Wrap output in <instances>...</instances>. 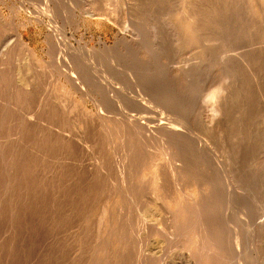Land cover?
Segmentation results:
<instances>
[{
	"label": "rangeland",
	"instance_id": "1",
	"mask_svg": "<svg viewBox=\"0 0 264 264\" xmlns=\"http://www.w3.org/2000/svg\"><path fill=\"white\" fill-rule=\"evenodd\" d=\"M105 2L109 9L107 6L105 8ZM129 2L121 8L118 0H0V45L7 39L10 41L5 50L0 51V264H158V262L159 264H220L219 262L222 261L219 260L216 232L211 223L213 202H210V197L207 198L209 191L203 190L200 195L190 186H187L188 190H184L186 195L181 196L177 190L174 191L176 188L172 189V179L170 182L167 167L161 165L164 163L158 149L156 154L154 150L152 151L154 155L151 157V159L154 157L156 162L150 157L149 159L143 157L146 160H141V164L144 160L142 164L144 167L142 166L143 169L140 170L141 164L137 161L138 164L133 163L131 154L129 156V152H126L127 145H123L127 144L126 141H121L125 140L124 137L128 140V135L122 122L117 118L120 111L113 106L109 107L106 100L108 97H104L101 91L98 94L94 87H89L85 92H78L72 88L63 73L68 71V68L62 62L61 65H56L55 61L58 56H62L61 58L72 64L73 61H83L82 57L85 60L84 64L86 63L84 66L88 65L89 67H86L92 70L91 73L93 72L104 86L116 84L124 94L127 90L125 85L127 79L123 75L128 69L148 70L158 75V62L163 61L164 64L168 62L166 65L169 66V62H173L169 61L172 58L177 62H173L174 64L179 63L175 67H181V63L190 64L191 59L192 61L198 59L203 61L199 63L205 69L211 64L208 61L213 62L214 58L218 57V54H216L217 57L212 56L211 61L208 56L207 61L204 56L207 54L205 50L203 52L202 49L204 54L201 51L200 54L197 53L200 49L198 48L200 39L213 38V36L209 37L211 34L206 35V29L203 38L202 35L196 36L189 31L195 38L201 37L196 41L197 48L194 47L195 42L191 45L193 36L190 37L191 42L188 38L189 44L186 43L187 39L184 37L187 34H182L183 38L180 34L181 44L178 41L175 43L174 39L178 40L180 35L174 33L176 34L174 36L173 32L179 34L183 29L184 33L188 32L184 28L185 24L179 29L178 27L182 25H178L176 16L171 17L173 21L169 16L162 17L164 21L169 19V27H175H170L171 34L166 32L169 37L173 36L172 40L171 37L168 38V34H165V30L169 31V27L164 29L168 26L167 22L158 20L161 18H158L160 15L169 10L171 11L169 13L180 10L179 7L182 5L185 6V9L182 7L184 10H189L194 4L198 8L195 9V6L193 10H199V8L200 11L205 10V12L221 10L217 14H222V21L228 20L227 24L232 22L230 26L239 30L237 28L239 25L236 27L234 24L241 26L243 22L236 19L235 21L238 22L235 23L233 12L246 9L264 10V0H190L191 3L188 1V4L192 6L186 4V0L184 4L181 0H131ZM90 4L93 6L92 9ZM105 10L112 12L110 18L105 14ZM128 10L131 13L133 11L134 14H132L138 22L137 37H132L129 33L125 36V32L120 29L124 35L121 34L116 26L120 24L123 11ZM160 10H164L163 14L159 13ZM230 12H232L230 17L232 20L228 19V15L231 16ZM159 21L164 23L160 24ZM222 21H220L221 28L219 27L221 24L217 25L220 29L219 35L223 32V28L229 26ZM210 22L206 24L210 25ZM181 23L179 21V24ZM161 25H164V28H160ZM211 25H215L214 28L208 27L212 31L207 30L213 35V31L216 33L218 28L216 30V24ZM158 28L166 36L158 31ZM230 29L232 30V27L227 30ZM242 29L244 31V28ZM231 30L230 33L233 32ZM228 31L225 34L233 38L231 40L229 37L228 42H234L239 34L241 35L235 42H240V38L244 40L241 42L248 41L251 36L249 41L256 38L253 33L250 35L241 31L234 36L235 34L231 35ZM244 33L249 35L245 39ZM123 36L127 41L122 43ZM18 39L20 43L17 42ZM164 39L173 41L172 47V43H169L172 50ZM160 41L166 43L165 49L159 44L162 43ZM223 41L216 42L219 46L215 47L217 49L214 48L215 53L221 52L218 49L222 46L218 42L224 45ZM211 47L207 49H213ZM53 48H58L54 51V55ZM159 48L164 49L163 54L160 53ZM189 49H192V52ZM117 52L126 56L121 63H116ZM165 52L167 53L165 56L169 54L168 61L162 57ZM212 52L210 53L213 54ZM190 55L193 57L189 58ZM158 56L163 60L158 59ZM185 58L189 60L186 61ZM81 63L83 65V62ZM18 78L27 81L28 88L21 86ZM130 89L133 88L128 89L129 94L133 95L135 90ZM126 93L128 94L127 91ZM155 105L158 107V104ZM113 109H115L114 112H111ZM128 109L129 106L125 110L127 114L129 112V115L136 114V109L131 107ZM99 110L103 111V114ZM33 113L39 119L32 116L31 121L27 120L28 116L34 115ZM34 118L35 122H32ZM40 118L44 119L43 123ZM115 120H118L119 124ZM38 126H40V132ZM42 129L43 132L47 131L46 136ZM123 151L127 153V157H130L131 162L125 157L127 162L125 160L126 164L121 166L125 154ZM147 160L149 163L145 162ZM144 163L153 165H147L149 166L147 167ZM126 166L132 169L129 170ZM125 167L129 172L122 169ZM161 167L162 171L159 170ZM158 170L167 173L161 175L162 173L160 174ZM122 171L127 172V180L124 183H120L119 173L123 174ZM126 175L123 174V177L125 178ZM156 175L164 176L161 178L162 181L161 176H157L156 179ZM165 177H168V182L164 180ZM157 181L163 183L160 188L158 185H161V182ZM164 183L169 185V189ZM245 186L237 190L238 198L229 210L222 213V220L226 219L230 227L237 224L239 231H242L239 247L246 256L242 264H264L262 262L264 261V233L258 244L260 249L258 256H262V260L259 257L258 260L249 257L250 249L244 237V234L251 233L264 219V187ZM161 187L164 190L166 188L167 191L164 192ZM185 196L187 200L183 201ZM128 197L133 198L129 200ZM202 199L206 203L202 205V208L212 203V208L210 205V207L206 206L210 212L207 208V213L205 209H199L201 208L199 205L204 203ZM200 201H202L201 204ZM136 206L139 210L145 209L143 212L142 210L137 212ZM165 214L175 215V217L170 216V220L167 216L168 220ZM137 219L142 220V224ZM169 221L171 223L167 224L168 229L166 223ZM224 222L223 226L226 224ZM158 223L161 227L165 225L164 230L167 233L170 230V233L167 235L163 229V233H160ZM133 226H138L141 230ZM240 226L243 228L241 229ZM170 227L173 229L171 230ZM202 227L206 229L203 230ZM224 227H228L225 231L230 229L228 225ZM134 229L136 234L133 232ZM142 229L145 233H141ZM223 234L224 238L227 237L225 232Z\"/></svg>",
	"mask_w": 264,
	"mask_h": 264
},
{
	"label": "bare ground",
	"instance_id": "2",
	"mask_svg": "<svg viewBox=\"0 0 264 264\" xmlns=\"http://www.w3.org/2000/svg\"><path fill=\"white\" fill-rule=\"evenodd\" d=\"M129 1L131 0H118V2H120L118 4H120L122 8L128 5L130 3ZM186 1H187L186 4H188V1L190 2V0H186ZM106 2H105V8L107 6ZM181 2L184 4L185 0L184 1L181 0ZM188 5H191V4H188ZM188 5H186V8H188ZM89 6H90V9H92L93 6H91V4ZM195 6L193 4L192 9L190 7L189 10L188 9L184 10L185 6L182 5L184 9L182 7H179L180 10H177V11L174 10L175 12L172 10L173 11L172 13H169L170 11L169 10L165 14L162 13L164 12V10L163 11L160 10V12L159 11L158 12L162 13L163 15L162 16L160 15L158 18L160 17L161 18L158 20H161L162 17L164 16H169L170 19L172 16H174V18L175 16L176 18L179 17L181 20H177L179 18L177 19L175 18L176 22L178 21V25H182L178 28L179 29H181V27L183 28L185 24L184 28L188 32L184 33L185 30L183 29L184 31L181 30L183 31L182 33L181 31L179 34L178 32H173V35L174 36L176 35L174 33H177L178 36L180 34L181 35L187 34L185 35L186 37L184 38L187 39V42L186 40L185 42L188 44L189 42H191L190 40L192 39L190 37L193 36V34L194 35L196 34V36L202 35L201 36L202 38L204 37L203 34L205 35L206 33H207L206 35L211 34L209 35V37L213 36V38L210 37L212 39L205 36L208 39L207 38L206 39L204 38L205 40L200 39L202 41V42L200 41V43L197 40L199 39L200 36L197 38L193 36L194 38L191 42V45L192 44L194 45L193 42H195L194 47H196L197 46L196 41H198V44L200 45V47L198 46V48L200 49L198 50L197 53L200 54V51L202 52V49H203V52L206 51L205 53H207L206 54L207 56L202 52L206 60L208 58H210L211 60L212 56L217 57L216 54H218V57L216 59L214 58L215 61L210 62L207 60L208 63H211V64L205 67V69H203L204 66L203 67L200 66V64L203 61L201 60L198 61V59H197L198 62L194 60L192 61L191 59V63L193 62L192 64L189 61L190 64H187L188 63L187 62L185 64L183 63L184 65L180 61L181 67L179 66L175 67L176 64L174 63H177L176 60L174 61L173 58L172 60H169L168 58L169 54L165 56L167 54L165 52V54L162 55V57L165 58L164 59L165 61L166 60L173 61L174 63L169 62V64L170 65L173 64L174 66L172 67H175V68H172L170 65L169 66L166 65L168 64V62L164 64L163 61L162 62L160 61L158 62V71H157L158 75L153 74V72H148V70L137 71L135 69H128L124 72V75H123L125 76V79H127L125 80L126 81L125 85L127 87L126 91L128 92V94L126 93V91L123 94L122 93L123 91L120 88H118L119 86L116 84H110L111 86L109 87L104 86L101 80L95 77L93 75V72L91 73L92 70L90 71V69L86 67L88 65L84 66L86 63L84 64L85 60L82 57L81 59H83V61L82 60L73 61L72 64H69L68 62H66L64 58H61L62 56L61 57L58 56L56 58L55 64L61 65V62H62L66 65V67L68 68V71H63L65 75V79L71 85V87L74 88L76 91L85 92L86 89H88L89 87H94L95 91H98V94H100L99 92L101 91V94L103 93L102 95L104 97L105 96L108 97V99L106 100L108 101L110 105L109 107L113 106L114 108H117V110L120 111L119 116L117 118L120 122H122L123 126L126 129V132H127L126 134L128 135L127 137L128 140L126 139V137H124L125 140H123L122 139L123 136H122L121 141L123 142L126 141L125 143L127 144H123V145H127L128 151L126 152H129L128 153L129 156L131 154V158H133L134 160L132 161L133 163L139 162V164H141L140 162L142 159L146 160L148 157H150L151 159L154 153L156 154V151L158 149V153L160 152V156L163 160L162 163H164V165L161 163H156V164L158 165L161 164L165 168L167 167L166 169H168L169 173L167 172H163V173H167V175L168 174L170 175V182L172 179L171 183L173 184L172 185L173 187L171 186L170 183L169 184L172 187V189L176 188L174 191L177 190V192L181 194V196L186 195L184 190L186 189L188 190L187 186H190L191 188H195L196 191L200 195H201L200 192L203 190L209 191V196L207 194V198L210 197V202H213V209H211V213H212L211 223L213 226L212 228H215L214 231L216 232L215 233L216 234L215 235L216 245H217V250L219 252L218 254H220L219 260H222L221 262H223V264H242L244 258L246 257L245 254L241 252L240 247H239V237L242 235L241 233L242 231L241 232L239 231V226H237V224L232 225V227H230L229 222H227L226 219L222 220V217H223L222 213L229 210V207H231L233 202L236 201V199L238 198L236 192L237 190H239L240 187L245 186V185H249L251 187L255 186V188L256 186L264 187V10H247L246 9V10H240L238 12L237 10H235V13L232 11L233 17H234L233 21L235 23L238 22V21H235L236 19L238 20L240 19L241 22H243V24L241 23L242 25H244L245 23L244 26L242 25L240 26V24H234L236 25V27L237 25L240 26V27L239 26L237 27L239 28V30H235V27H233L232 25L230 26L232 22L227 24L226 22L228 20H226V22L222 21V17H223L222 14L221 15L217 14V12L220 13L221 10H218V11L214 10V12L213 10L212 11L208 10L207 12H205V10L200 11V8L199 10L198 9L193 10ZM196 8L198 7L196 6L195 9ZM107 9H109L108 6H107ZM232 12H230L231 16L228 15L229 18L226 15L229 20L230 19L232 20V18H230L232 17ZM132 13L129 10L123 11L120 24H116V26L119 28L118 29L119 31L121 29V31L125 32V36L127 33H129L132 37H137L139 35L138 22H136L135 16H133L134 13L133 14ZM228 13H229V10H228ZM105 14L109 18L112 16V12L110 10H105ZM218 18L219 19L221 18V20H219ZM207 20L209 22L211 21L210 22L211 24H216V26L218 24H221V26L218 25L220 28L222 27V23H220V21H222L223 23L225 22L226 25H229V26L225 27V29L223 28L222 29L223 32L220 33V35L218 34V31L220 29L217 26L216 30L217 28L218 30L217 32L215 31L217 34L214 33L213 31V35H212L211 33L212 30L209 29L208 27L214 28L215 25H211V24L207 25L209 23ZM162 21H164V18L162 19ZM179 21H181L183 24L182 23L179 24ZM212 21L214 23H212ZM217 21H219V23ZM161 22L160 24L167 22L166 25H168L169 19L168 21L166 20L162 23ZM176 22L175 24L177 25ZM175 24L174 25L172 24V25L175 26ZM163 26L161 25L160 28H162ZM168 27L169 25L167 26V28H164V27L163 28L168 29ZM170 27H169V31L165 30V34L166 32H170ZM231 27H232V30L231 29L230 30L231 32L233 31L232 33H230V30L229 31L227 30L228 28H231ZM241 27L244 28V31L246 33H249L250 35L251 33H253L255 35L254 38L256 37L255 40H253L252 38L253 41H249L251 40V37H252L251 36L248 38V41H246L247 39L245 40L246 42H241V40H243L241 38L239 40L240 42H235L237 41V37L241 35L238 33V32L241 33V31L243 30ZM172 28H175V27H172ZM164 29H162V31ZM205 29L207 31L206 33H204ZM207 29L211 31L209 32ZM173 30H176V29H173ZM121 31L120 33L123 34V32ZM158 31L161 32L160 29ZM189 31L192 32L193 34L190 35ZM227 31L231 35L235 34L234 36L239 34L238 36H236V40L234 39V42L233 41L228 42L230 40L229 37L231 38L232 36L228 37L226 35ZM161 33L164 34L163 32ZM246 33H244V35ZM181 35L179 36L178 40L177 38L174 39L176 40L174 41L175 43L178 41L181 44V41H180ZM183 35H182V38H183ZM125 36H123L121 39L122 43L127 41L125 39ZM158 36H159V32H158ZM248 36L249 35H245L243 38L245 39V37L247 38ZM170 37L168 34V38ZM172 37L171 39L173 40ZM188 38H189V42H188ZM160 39H162V37ZM166 39L164 40L168 42L167 43L168 47H169V43H172L171 45L172 47L173 41L170 42L171 41L170 39H169L170 41H167L168 39L167 40ZM220 40L221 41L225 40L223 41L224 45H222L221 42H218L222 46L221 48L218 49L219 51L221 50V52L215 53L214 48L215 47L218 48L219 46L218 44H217L218 46L216 45V42ZM231 40H233V38H231ZM17 42L20 43V39H18ZM160 42L164 43L163 41H160ZM224 42H227L228 44L225 45L226 43ZM162 43H159V44H161V47H164L166 43H164L163 46H162ZM9 44H10V41L8 39L2 42V44L0 45V51L3 52V49L5 50V48ZM207 47L213 48V49L208 48L210 49L209 50L210 52H212L213 50L212 52L213 54L207 51L208 50ZM57 49L58 48H55V49L53 48V52H52L53 55H54V51ZM164 49L159 48L158 50H161L160 53L163 54L164 52H162V50L164 51ZM169 49L172 50L170 47ZM189 50H191L192 52V49H189ZM214 53H215V56H214ZM208 54H211V55H208ZM191 55L189 58L193 57ZM162 57L159 58L158 56V59L161 60ZM123 58H126V56L124 54H120L117 52V56L115 58L116 63H121L123 61ZM189 58L188 59L185 58L186 61H188ZM185 59L182 61L184 62ZM194 59L196 58L194 57ZM81 62H83V65ZM177 65H179V63ZM226 76L230 78L231 83L229 85L228 96L225 98L223 105H222V118L216 121L214 124H209L205 118L203 109L200 107V103H199L200 97L206 88L217 83L219 80L223 79ZM18 81L21 86H23L24 88H28L29 84L27 81H25L24 79H19V78H18ZM130 87L133 88L132 90H135V92L133 91L134 92L133 95L132 93L131 95L129 94L130 91L128 89ZM108 94L109 96H107ZM120 95L122 97H120ZM108 103L106 104L107 106H108ZM155 104H158V107H156ZM125 106L127 108L129 106V109L130 107L136 109L137 110V111L135 110L136 114L129 115L130 113L129 111H128L129 113L127 114L126 113L127 111H125L127 110V108ZM114 110L115 109H113L111 112H114ZM100 111L101 110H99V112ZM132 111L133 109H131V112ZM102 112L100 113L103 114ZM32 116L36 117L35 114L28 116L29 118L26 116L28 118L27 120L31 121L30 118H32ZM38 117H40V115H38ZM119 117L121 118L119 119ZM41 118H40V121L42 120ZM43 120L41 123H43ZM118 120H115V121H118ZM119 121L117 122V124H119ZM32 122H35V118ZM39 123L40 122H38V124ZM33 125L35 126L36 124H33ZM43 125L46 126V124H43ZM38 127H39L38 131H39L40 126ZM43 129H42V132L46 130V129L44 130ZM122 130H124L123 127L121 129V132ZM46 132H43L45 136H46L45 134ZM126 134L125 136H127ZM153 150H154V153L152 152ZM126 155L127 153L124 154V160L122 159L123 164L121 166H124V163L126 160L125 157H127ZM160 156L158 157L160 158ZM143 157H146V159ZM127 158H129L128 161H130V157H127ZM152 159L153 161L156 162V159L154 160V157ZM143 161H142V164H143ZM145 162H148V160ZM148 163H144V165L146 166L151 165ZM152 163L154 164V162ZM142 164H141V168L139 167L140 170H142L144 167ZM128 166L130 165L128 164ZM128 166L126 167L127 169L130 170L131 167L128 168ZM126 167L122 169L125 171L127 170ZM156 167H154L155 170H157ZM161 169L163 170L162 167L159 170ZM161 171H159V173ZM163 173L161 175H165ZM119 174H120L119 176L120 183L126 182L127 172L126 173L123 172V174L126 175L125 178L123 177L122 173H119ZM128 174L130 175V173ZM155 174L156 173H154V175ZM158 175H156V179ZM163 177L164 176H161L160 179ZM167 178L165 177L164 180L167 181ZM117 179L119 180V178ZM158 181H159V178H158ZM120 183L118 185H120ZM162 184L163 183L161 182V185H158L159 188L160 186H162ZM164 185H166L165 186L166 188H168L169 186L167 183H164ZM123 187H126V186H123ZM161 188L162 190H164L163 187ZM168 192L170 191L168 190ZM177 192H176V195H177ZM187 194L189 195V193ZM205 197H203V199ZM130 198L128 197L129 200ZM183 198H185V199H182L183 201L187 200L186 196ZM204 200H206V198ZM201 202L202 201H200V204ZM204 204H206L205 201L201 205H199L198 203L199 207L201 206V208H199L198 206L196 207L202 210L205 209L206 212L205 211L204 212L207 213L206 208L208 209V207H210L212 203H209L208 205H205L204 208H202L203 207L202 205ZM138 208L139 207H137L136 209L138 210L137 212L142 210V209L139 210ZM198 208H197V211H198ZM143 210L141 212H143ZM141 212H140V215L141 217H143ZM208 212H210L209 209H208ZM144 214H145V211H144ZM225 214H224V217H225ZM135 215H137V213ZM167 216L168 215H166L165 218H167ZM170 216H173V215H170ZM170 216H168L169 219L171 218ZM135 217L139 219L138 216H135ZM173 217H175V215ZM138 221H136V223ZM141 221H139V223ZM222 221L223 222L225 221L224 223H226L229 226L230 228L229 230L225 231L226 227L224 226H227V225L225 224L223 226ZM168 223H171V222L170 221L167 222L166 227L168 226L167 225ZM138 224H135V225H138ZM139 226L142 227L141 225ZM163 226L165 227V225ZM163 226L161 227V224L158 223V231H161L160 233H163L162 231V229L164 230ZM134 227L136 226H133V228ZM138 228L139 227L137 226L135 229H138ZM170 228L171 230L173 229L172 227ZM135 229L133 230V232L135 231ZM143 229L141 233L143 232ZM168 229H169V226H168ZM226 229H228V227ZM201 230L202 229H200V231ZM164 232L167 233V231L165 230ZM224 232L227 234V237H225L226 239L223 236ZM129 233L131 234L132 230L131 232L129 231ZM143 233H145V231ZM169 233H170V230H169ZM169 233H167V235ZM172 233L173 232H171V235H173ZM263 233H264V219L253 229L251 233L247 232L246 234H244V237L248 241V245L250 249L249 257L254 260H258L259 258L260 260H262L261 259L262 256L261 257L258 256L260 253L258 244L260 242V239ZM221 262L219 263L221 264ZM262 262L264 263V261Z\"/></svg>",
	"mask_w": 264,
	"mask_h": 264
},
{
	"label": "clouds",
	"instance_id": "3",
	"mask_svg": "<svg viewBox=\"0 0 264 264\" xmlns=\"http://www.w3.org/2000/svg\"><path fill=\"white\" fill-rule=\"evenodd\" d=\"M231 80L224 77L217 83L206 88L200 97V107L203 109L206 120L209 124H214L222 118V105L229 93Z\"/></svg>",
	"mask_w": 264,
	"mask_h": 264
}]
</instances>
